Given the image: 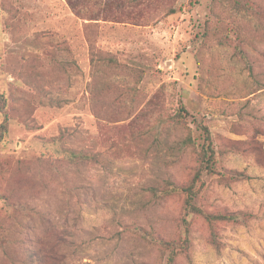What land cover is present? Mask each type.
Masks as SVG:
<instances>
[{
	"label": "rangeland",
	"instance_id": "1",
	"mask_svg": "<svg viewBox=\"0 0 264 264\" xmlns=\"http://www.w3.org/2000/svg\"><path fill=\"white\" fill-rule=\"evenodd\" d=\"M2 105L0 264H264V0H0Z\"/></svg>",
	"mask_w": 264,
	"mask_h": 264
},
{
	"label": "trees",
	"instance_id": "2",
	"mask_svg": "<svg viewBox=\"0 0 264 264\" xmlns=\"http://www.w3.org/2000/svg\"><path fill=\"white\" fill-rule=\"evenodd\" d=\"M1 113L5 115L4 121L0 124V141L4 140L5 136L8 135L9 131V119L7 117V111L5 105H2ZM187 114L186 109L182 107L179 110L178 116L174 118V124L182 125L184 124V118ZM197 127L200 130V141H201V151L198 152V159L200 162V167L197 169L194 178L189 183L188 186H179L173 182H169L171 188L169 190H164L167 195H172L178 192L185 193L186 204H185V215L189 217L190 215L201 216L205 222L212 228L219 223L233 222L238 219L236 214H225V213H210L204 210L202 207L198 206L196 199L199 195V191L204 185L203 176L204 175H215L217 173V153L214 148L213 139L209 127L202 121L197 122ZM191 138H187L181 142L182 148H187L192 144ZM70 160L81 161L89 160L90 156L82 152L70 151ZM167 191V192H166ZM191 223L184 219V226L186 227L185 233L186 238L182 243H176L174 241H165L159 239L160 248L164 249L165 258L167 260L166 264H175L178 256L182 253L183 249H186L190 244L191 237ZM164 257V256H163Z\"/></svg>",
	"mask_w": 264,
	"mask_h": 264
}]
</instances>
